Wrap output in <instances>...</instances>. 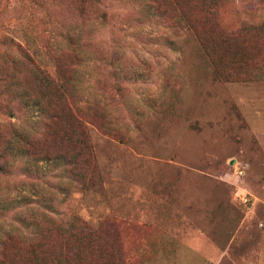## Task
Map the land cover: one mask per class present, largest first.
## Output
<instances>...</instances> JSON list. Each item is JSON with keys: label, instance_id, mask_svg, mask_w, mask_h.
Masks as SVG:
<instances>
[{"label": "rangeland", "instance_id": "1", "mask_svg": "<svg viewBox=\"0 0 264 264\" xmlns=\"http://www.w3.org/2000/svg\"><path fill=\"white\" fill-rule=\"evenodd\" d=\"M178 2L0 0V264L32 245L47 264H264V43L238 42L261 77L224 80L217 33L190 22L206 4L225 30L260 24L264 0ZM36 66L74 73L90 167L29 152ZM77 219L91 247L67 243Z\"/></svg>", "mask_w": 264, "mask_h": 264}, {"label": "trees", "instance_id": "2", "mask_svg": "<svg viewBox=\"0 0 264 264\" xmlns=\"http://www.w3.org/2000/svg\"><path fill=\"white\" fill-rule=\"evenodd\" d=\"M155 1L158 6H164L165 2L169 1L170 6H172L171 8L175 10L179 9L177 7L179 5L178 0ZM198 6L201 8L200 14L191 18L190 22L191 24L194 22L202 24L198 30L199 33L206 34V29L210 26L212 29H209L217 33L218 38L213 39V42L204 40V45L210 52H217L216 57L213 58L217 76L224 80H240L241 77L244 79L247 75L252 79L261 77L251 69L248 71V64L257 65L255 64V58L252 60V58L248 57L245 54V48L238 45V42L244 39L242 37L244 34L252 33L248 36H252L258 42L264 43V22L260 24H244L236 30H225L218 23L215 7L212 8L211 5L206 4ZM177 15L178 13L175 14V16ZM236 65L241 70L236 71ZM34 71L36 85L42 90V98L48 105H44L41 101L38 103V105H42L39 114L42 127L40 129L36 128L37 134H40V136H34L31 139L30 145L33 150L29 152L33 156L46 157L47 159L49 156L62 158L63 161L75 167L81 164L90 167L93 150L90 144L89 132L85 121L77 114L75 106L68 100L69 87L75 80L74 73L66 68H60L57 76H54L38 66L34 68ZM58 138L59 140H57ZM54 144H57L56 148H53ZM58 144H60L61 148L58 147ZM49 146H52L51 149H49ZM7 151L6 149L1 154L2 161H5L9 154ZM0 169H5L4 162L0 164ZM74 223L75 225H71L66 229V233L68 234L66 237L67 243L69 244L72 241L79 249L91 247L93 244L89 235L94 230L85 222L78 219ZM69 252L71 253L72 264H76L78 262V252L77 254L75 253L76 249L72 252L69 249ZM45 253L46 250L43 245L40 246L39 250L33 248L32 245L29 261L22 264H47L49 259L45 262L42 261ZM1 264H15V262L14 260H3Z\"/></svg>", "mask_w": 264, "mask_h": 264}]
</instances>
